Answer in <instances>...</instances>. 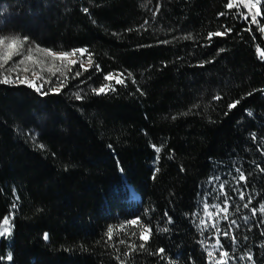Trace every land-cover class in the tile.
Segmentation results:
<instances>
[{"label":"trees","instance_id":"trees-1","mask_svg":"<svg viewBox=\"0 0 264 264\" xmlns=\"http://www.w3.org/2000/svg\"><path fill=\"white\" fill-rule=\"evenodd\" d=\"M233 1L0 0V33L92 61L0 74V264H264V0Z\"/></svg>","mask_w":264,"mask_h":264},{"label":"rangeland","instance_id":"rangeland-1","mask_svg":"<svg viewBox=\"0 0 264 264\" xmlns=\"http://www.w3.org/2000/svg\"><path fill=\"white\" fill-rule=\"evenodd\" d=\"M252 3H256V0H251ZM233 7L244 8L250 13H256L260 8V3L256 5L255 8H252L248 5V0H234ZM17 16V15H16ZM28 16H32L30 12ZM27 16V17H28ZM2 19L0 21V27L4 25ZM32 23L35 24V21L32 20ZM0 40L4 41L3 44H0V74L2 75V80L7 79L8 83L16 84H26L33 87L38 91H42L44 87L56 86L57 90H61L65 82L63 79L67 80V75L75 68L80 67L82 70H87L91 68L92 61L90 56L85 50H75L69 53L63 52H53L51 50L43 49L40 46H31L29 41L26 38H22L17 33H0ZM13 41L17 43L13 44ZM81 52L83 54H81ZM73 53H75L73 55ZM68 54V55H64ZM89 61H91L89 63ZM75 72V71H74ZM113 79L109 81H116V78L122 80L119 76H111ZM50 85V86H49ZM133 195H136L132 191ZM214 196L210 199H207L204 206V214L207 219L214 220L217 215H228V206L227 211H223L225 205L222 198H217ZM214 205H218L221 209L217 210ZM207 206L208 212L212 213L211 216L205 213V207ZM7 227L9 229L2 237H6L11 233V220L9 219L8 225H2L0 231L3 228Z\"/></svg>","mask_w":264,"mask_h":264},{"label":"snow or ice","instance_id":"snow-or-ice-1","mask_svg":"<svg viewBox=\"0 0 264 264\" xmlns=\"http://www.w3.org/2000/svg\"><path fill=\"white\" fill-rule=\"evenodd\" d=\"M259 3H260V0H256V3H252L251 0H248V5H249L250 7H252V8H255L256 5L259 4ZM227 7L231 9V8L233 7V3H231V2L228 3V4H227ZM259 14H260V13H259V10H257L256 14L252 17V22H253V23H257V21H256V15H259ZM221 15H224V14L221 13ZM228 31H231V29H229ZM260 31H261V32H264V27H262V28L260 29ZM220 35H222V33H220V32L210 33L208 38L211 39L212 36H220ZM3 43H4V41L0 40V44H3ZM15 43H17V41H13V44H15ZM257 52L260 54L261 58H264V52H261L259 48H257ZM74 54H75V53H73V55H74ZM81 54H83V53L81 52ZM64 55L66 56V55H68V54H64ZM90 62H91V61H89V63H90ZM105 79H107V80H111V79H113V77H111V76H106ZM3 82L7 83V82H9V81H8L7 79H5V81H3ZM116 82H117L118 84H122V83H123V80H121V79H119V78L117 77V78H116ZM109 87H111V86H110V85H105L104 87L98 89V90H97V94H100V93L105 92V89H106V88H109ZM113 90H115V89H113ZM77 98H79V97H77ZM216 99H220V97H216ZM238 103H239V101H236V102L230 104V105H229V109H231V108H235L236 105H237ZM156 151L159 152L160 149L157 148ZM244 178H245V177H244V174L241 173L239 179H240V180H243ZM221 191H223V185H221ZM243 198H244V196H243V194H241V199H243ZM213 207H216L218 211L221 210V209L219 208L218 205H214ZM244 207H248V205L245 204ZM222 210L225 211V212L227 211V205H226V204H225L224 209H222ZM261 211L264 212V206L261 207ZM205 213H206L207 215H209V216L212 215V213H209V212H208L207 206L205 207ZM254 214H255V213H254ZM225 218H227V217H225ZM202 222H203V221H202ZM132 223H136V222L133 221ZM233 223H235V222L233 221ZM3 224H4V225H8V224H9V219H8L7 217L4 218ZM164 230L167 231V229H164ZM8 231H9V229H8L7 227H5V228H3L2 231H0V235H4V234H5L6 232H8ZM144 231H150V230L145 229ZM144 231H142V232L140 233V237H141V239L145 240V242H146L148 237L144 234ZM108 235H109V238H111V230H109ZM225 235H227V233H225ZM44 238H45V239L48 238L47 234H45ZM217 244H219V241H217ZM140 247L143 248L144 245L141 244ZM214 247H215V245H214ZM162 251H163V250H161V252H162ZM208 255H209L210 257H212V256H213V253H212V252H209ZM222 255L226 256L227 253H222ZM10 258H11V257H9V259H10ZM248 259L250 260V259H251V256H249ZM217 264H222V262H219V261H218Z\"/></svg>","mask_w":264,"mask_h":264}]
</instances>
